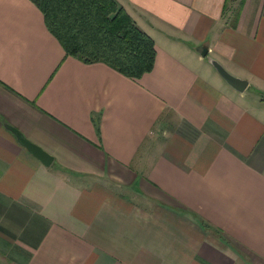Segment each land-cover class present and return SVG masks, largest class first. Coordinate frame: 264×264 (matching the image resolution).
I'll use <instances>...</instances> for the list:
<instances>
[{"label":"crops","instance_id":"crops-1","mask_svg":"<svg viewBox=\"0 0 264 264\" xmlns=\"http://www.w3.org/2000/svg\"><path fill=\"white\" fill-rule=\"evenodd\" d=\"M115 1L153 42L136 80L0 0V264H264V0Z\"/></svg>","mask_w":264,"mask_h":264},{"label":"trees","instance_id":"trees-1","mask_svg":"<svg viewBox=\"0 0 264 264\" xmlns=\"http://www.w3.org/2000/svg\"><path fill=\"white\" fill-rule=\"evenodd\" d=\"M63 53L129 79L151 71L154 47L115 0H28Z\"/></svg>","mask_w":264,"mask_h":264},{"label":"water","instance_id":"water-1","mask_svg":"<svg viewBox=\"0 0 264 264\" xmlns=\"http://www.w3.org/2000/svg\"><path fill=\"white\" fill-rule=\"evenodd\" d=\"M211 66L214 68L216 73L220 76V78L233 90L237 92H241L246 82L237 78L232 77L227 72H225L219 64L214 61H210ZM4 128L11 133L15 140L34 158H36L43 166H48L51 162V157L42 151L40 148L35 146L34 144L27 141L23 136H21L14 128L10 127L7 124L3 125Z\"/></svg>","mask_w":264,"mask_h":264}]
</instances>
